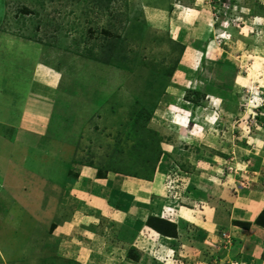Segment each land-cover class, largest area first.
Instances as JSON below:
<instances>
[{"label":"rangeland","instance_id":"rangeland-1","mask_svg":"<svg viewBox=\"0 0 264 264\" xmlns=\"http://www.w3.org/2000/svg\"><path fill=\"white\" fill-rule=\"evenodd\" d=\"M117 175L151 181L172 238ZM254 182L264 0H0V264H240L205 214L246 232Z\"/></svg>","mask_w":264,"mask_h":264},{"label":"crops","instance_id":"crops-1","mask_svg":"<svg viewBox=\"0 0 264 264\" xmlns=\"http://www.w3.org/2000/svg\"><path fill=\"white\" fill-rule=\"evenodd\" d=\"M117 178V180H115ZM114 186H117L118 190V181L122 183V186H128V189L130 190V193L132 194V199H135L137 202L140 201L139 206L141 207L140 210L141 212L144 210H147L148 215H153L155 216L156 213L160 210L161 207V199L154 204L152 203V196H153V186L151 185V181L149 179H142L140 177H132L126 176V175H117L115 178H113ZM258 182V181H257ZM124 183V184H123ZM253 185V188H249L248 194V201H255L257 202V205L259 203V206L257 207L258 209L255 210L254 217L262 210L264 209V195H259L258 190H255V187L258 185L256 182ZM121 186V187H122ZM115 188V187H114ZM113 189V188H112ZM258 199V200H257ZM243 205L246 203L245 199L242 200L241 202ZM236 205L237 209H232V212L236 211V217L238 220H251L250 215L248 211H246L247 208L243 207V205ZM103 209V212L106 211V207L103 205L98 206V209ZM139 210V211H140ZM229 210V209H228ZM222 209L215 208H209V210H206L205 214V221L209 222V226L212 231L218 230L219 227H225L226 230L230 229L232 232H236V235H238V244L236 247H233L232 250V257L233 260H238L240 264H264V228L260 227L259 225H255L254 223L251 224V227H249L248 230L245 231H240V229L237 227V225H231L228 224V219L226 217L224 218L222 215H220V212ZM222 213H227L225 210H223ZM101 219H102V212H101ZM183 215V214H182ZM222 216V217H221ZM248 217V218H246ZM75 218H81L80 216L75 217ZM81 220V219H80ZM98 220V219H97ZM100 221V219H99ZM80 222H83L82 220ZM91 224L95 225L96 222L90 221ZM74 223L73 220L66 221L64 224H59L56 228L55 231L61 230L62 232H68L71 231V225ZM99 223V222H98ZM215 226V227H214ZM223 230V229H222ZM225 230V229H224ZM66 234L64 233V236ZM164 238H172L169 235H162ZM176 239V238H174ZM131 241V240H130ZM128 241V242H130ZM134 245V241L130 242V246ZM236 256V257H235ZM234 257L236 259H234Z\"/></svg>","mask_w":264,"mask_h":264},{"label":"trees","instance_id":"trees-1","mask_svg":"<svg viewBox=\"0 0 264 264\" xmlns=\"http://www.w3.org/2000/svg\"><path fill=\"white\" fill-rule=\"evenodd\" d=\"M27 11V8H23ZM144 110V109H142ZM149 225L153 226L159 233L163 235L174 236L176 234V227L173 222L162 219L157 216H149L147 219ZM255 224L264 228V209H262L254 220ZM241 225L248 226L249 222H238Z\"/></svg>","mask_w":264,"mask_h":264},{"label":"clouds","instance_id":"clouds-1","mask_svg":"<svg viewBox=\"0 0 264 264\" xmlns=\"http://www.w3.org/2000/svg\"><path fill=\"white\" fill-rule=\"evenodd\" d=\"M165 219H166V220H168V221H170V222L172 221V220H170V219H167V218H165Z\"/></svg>","mask_w":264,"mask_h":264},{"label":"built area","instance_id":"built-area-1","mask_svg":"<svg viewBox=\"0 0 264 264\" xmlns=\"http://www.w3.org/2000/svg\"><path fill=\"white\" fill-rule=\"evenodd\" d=\"M162 217H165V216H162ZM168 219H170V218H168Z\"/></svg>","mask_w":264,"mask_h":264}]
</instances>
